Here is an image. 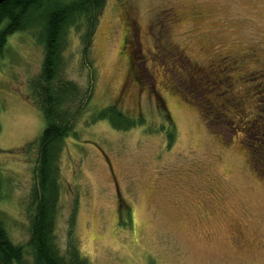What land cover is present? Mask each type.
<instances>
[{
	"label": "rangeland",
	"instance_id": "obj_1",
	"mask_svg": "<svg viewBox=\"0 0 264 264\" xmlns=\"http://www.w3.org/2000/svg\"><path fill=\"white\" fill-rule=\"evenodd\" d=\"M34 26L0 55V220L16 245L45 127ZM67 33L73 115L92 98L62 149L60 254L70 240L89 264H264V147H251L264 136V0H105L91 69L81 30ZM111 107L133 127L96 118Z\"/></svg>",
	"mask_w": 264,
	"mask_h": 264
},
{
	"label": "trees",
	"instance_id": "obj_2",
	"mask_svg": "<svg viewBox=\"0 0 264 264\" xmlns=\"http://www.w3.org/2000/svg\"><path fill=\"white\" fill-rule=\"evenodd\" d=\"M104 6L105 0L0 2V55L9 35L16 31L32 30L35 20L42 24L40 30H37L43 44L42 67L30 84L34 100L42 109L45 120L43 132L36 139L33 171L35 181L29 203V239L25 245L14 244L0 220V264H89L70 240L68 256L61 255L56 240L55 226L61 209L63 145L65 139L74 133L79 116L90 105L92 98V93L85 91V105L73 115L72 104L76 103L82 88L63 79L61 69L66 35L72 27L81 30L83 67L91 69L88 53ZM96 118L108 119L119 130H126L134 125L112 107L101 110ZM255 140L259 146L251 147L255 150L264 147V136L255 137ZM1 185L0 176V193ZM75 218L76 207L73 205L69 233H72Z\"/></svg>",
	"mask_w": 264,
	"mask_h": 264
},
{
	"label": "flooded vegetation",
	"instance_id": "obj_3",
	"mask_svg": "<svg viewBox=\"0 0 264 264\" xmlns=\"http://www.w3.org/2000/svg\"><path fill=\"white\" fill-rule=\"evenodd\" d=\"M135 39L137 40V42H138V34L135 36ZM139 43V42H138ZM138 45H140V44H138Z\"/></svg>",
	"mask_w": 264,
	"mask_h": 264
},
{
	"label": "water",
	"instance_id": "obj_4",
	"mask_svg": "<svg viewBox=\"0 0 264 264\" xmlns=\"http://www.w3.org/2000/svg\"><path fill=\"white\" fill-rule=\"evenodd\" d=\"M2 1H4V0H0V2H2Z\"/></svg>",
	"mask_w": 264,
	"mask_h": 264
}]
</instances>
